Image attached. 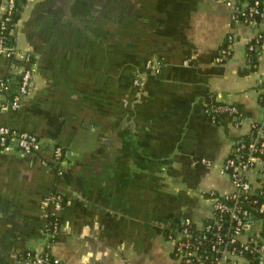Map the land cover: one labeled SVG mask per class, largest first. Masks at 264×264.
Returning a JSON list of instances; mask_svg holds the SVG:
<instances>
[{"label": "crops", "instance_id": "obj_1", "mask_svg": "<svg viewBox=\"0 0 264 264\" xmlns=\"http://www.w3.org/2000/svg\"><path fill=\"white\" fill-rule=\"evenodd\" d=\"M229 1L20 0L19 55L0 54V80L15 91L32 65L33 86L0 125L37 135L44 150L0 153V264L44 251L59 264H185L167 232L183 217L198 227L212 218L208 194L234 189L226 158L264 122V43L255 63L248 51L264 28L237 22ZM152 59L159 71L147 68ZM212 102L237 113L213 121ZM55 192L64 208L54 233L41 206Z\"/></svg>", "mask_w": 264, "mask_h": 264}, {"label": "built area", "instance_id": "obj_2", "mask_svg": "<svg viewBox=\"0 0 264 264\" xmlns=\"http://www.w3.org/2000/svg\"><path fill=\"white\" fill-rule=\"evenodd\" d=\"M20 0H5L0 15V54L14 59L19 50L10 39L11 30L19 9ZM229 5L234 8V18L250 26L262 25L264 28V0H230ZM236 37L232 34L227 38V45L221 50L216 61L223 63L231 56ZM264 43V30L259 32L249 44V52L257 51L258 45ZM25 59L31 61V54L25 53ZM147 68L159 71L162 62L156 59L146 62ZM34 69L32 65L19 72L18 87L10 89V80H0V113L8 110H17L22 106L24 98L30 93L33 86ZM139 85V79L134 81ZM264 106V93L261 95ZM208 113L215 121L223 114H236L237 107L227 103L212 102ZM246 137H250L246 140ZM16 145L26 155L37 154L44 150L41 139L32 133L20 132L8 126L0 125V153L8 147ZM264 122L255 121L251 124V133L237 140L232 152L223 164V172L227 174L234 189L226 194L211 192L213 200V224L198 227L191 218H180L178 226L167 234L173 242V256L185 264H264V243L260 231H253V225L246 229L249 218L252 216L245 201L258 189L264 192ZM52 161L56 165V172L63 175L65 150L61 145H54L50 150ZM232 201V202H228ZM253 201L250 203H256ZM42 209L48 213L52 222L53 232L60 227L59 213L64 208V197L60 192L49 194L43 199ZM51 207V209H50ZM264 211V206L260 207ZM228 226L227 232L221 230ZM194 228L211 232L214 241L205 248V243L194 238ZM53 233V234H54ZM193 238V239H192ZM247 253L254 254L253 259ZM59 264L49 251L30 252L21 256L16 264Z\"/></svg>", "mask_w": 264, "mask_h": 264}, {"label": "trees", "instance_id": "obj_3", "mask_svg": "<svg viewBox=\"0 0 264 264\" xmlns=\"http://www.w3.org/2000/svg\"><path fill=\"white\" fill-rule=\"evenodd\" d=\"M9 37L11 39L10 34H9ZM251 58H252L253 63H255L257 61V58H258L257 53L252 52ZM249 138L250 137H246V140H249ZM262 156L264 157V154H262ZM208 196H210V194H208ZM249 200L250 201H245L246 203L244 204V206L246 208H248V210L250 211V214L252 216H254V218L262 221V226H261V230H260V237L264 243V211H260V207L264 206V192L261 193V189H258L249 198ZM253 201H257V202L256 203H250ZM228 202H232V201H228ZM50 209H51V207H50ZM208 224H213V219H209L205 222V225H208ZM229 225L230 224H228V222H227V224H225V228H223L221 230V232L226 233ZM169 232H171V230L168 231L167 234ZM194 233H195L194 238L196 237V238L202 240L205 243V248H208L212 244V242L214 241V237H213L212 233L208 232L204 229H195L194 228ZM247 255H248V257H250L252 259L254 257V254H251V253H247Z\"/></svg>", "mask_w": 264, "mask_h": 264}, {"label": "water", "instance_id": "obj_4", "mask_svg": "<svg viewBox=\"0 0 264 264\" xmlns=\"http://www.w3.org/2000/svg\"><path fill=\"white\" fill-rule=\"evenodd\" d=\"M254 221H255L254 216H251V217L249 218V222H248V224L246 225V229H249V228L253 225Z\"/></svg>", "mask_w": 264, "mask_h": 264}]
</instances>
